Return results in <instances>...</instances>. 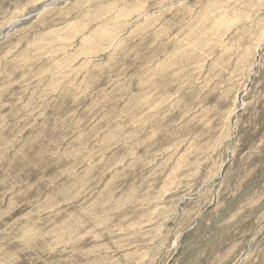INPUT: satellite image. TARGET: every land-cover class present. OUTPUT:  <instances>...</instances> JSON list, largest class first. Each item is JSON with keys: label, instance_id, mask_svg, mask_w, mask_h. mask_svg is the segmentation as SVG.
<instances>
[{"label": "rangeland", "instance_id": "374dc122", "mask_svg": "<svg viewBox=\"0 0 264 264\" xmlns=\"http://www.w3.org/2000/svg\"><path fill=\"white\" fill-rule=\"evenodd\" d=\"M0 264H264V0H0Z\"/></svg>", "mask_w": 264, "mask_h": 264}]
</instances>
